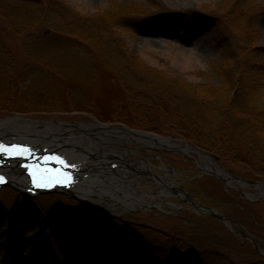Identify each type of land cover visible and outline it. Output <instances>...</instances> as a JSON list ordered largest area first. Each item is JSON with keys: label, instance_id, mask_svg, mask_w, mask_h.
Listing matches in <instances>:
<instances>
[{"label": "rangeland", "instance_id": "rangeland-1", "mask_svg": "<svg viewBox=\"0 0 264 264\" xmlns=\"http://www.w3.org/2000/svg\"><path fill=\"white\" fill-rule=\"evenodd\" d=\"M1 9L13 24L5 26L6 22L0 19V56L7 62L13 80L7 81L6 77L4 84L9 88L0 83V123L16 119L15 125L21 127L30 122H36L39 128L60 126L72 133L84 134L95 143L105 134L104 130L98 133L97 126L107 127L112 136L128 128L156 135L169 143L135 137L109 144L110 148L126 153L121 154L122 161L126 159L137 165L135 193L154 195L148 204L140 196L136 206L114 202L112 207L116 209L113 210L83 203L79 199L85 200L84 197L77 199L75 193L76 199L54 194L51 196L61 202L58 209L52 206L42 212L22 205L0 212V264H165V259L159 256L147 260L140 256L137 246L121 239L109 242L108 232L88 227L81 219L70 228L58 225L55 220L62 210H76L73 208L77 205L75 200L94 211L120 216L135 228L143 227L146 231L157 228L161 233L158 237L164 243L168 241L165 235H173L175 239L180 238L183 247L216 252L233 264H264V256L254 253L250 243H244L240 235L241 229L250 233L264 250V178L252 169L264 174V154H251L247 145L228 148L230 146L221 145L220 139L215 137L200 144L209 156L212 154L204 150L230 157L233 162L221 163L229 173L235 171L244 178H255L250 181H260L259 190L237 181H230L229 187L197 167L208 163L198 150L200 145L191 146L193 149L185 154L172 146L194 144L177 133L172 134L177 128L162 117L155 94L145 90L140 97L136 93L140 101L144 97V104H152L150 112L143 113L142 117L139 112L146 106L130 100L122 74L108 71L102 63L109 47L114 49V45L120 43L129 55L156 69L187 82L217 85L221 81L220 70L235 64L236 59L246 53L248 69L258 85L251 107L255 104L256 110H263L264 114V0H15L5 3ZM183 13L190 15V21L179 22L172 16ZM169 19L179 23L175 25ZM33 22L38 23L30 26ZM55 28L61 32L53 31ZM111 38L109 46L107 40ZM51 82L69 103L60 108L62 104L52 99L48 109H25L37 100L48 101L47 92L35 93L29 87L48 86ZM52 94L56 96L55 92ZM245 97L241 94L238 99L246 104ZM171 109L174 108L171 106ZM252 115L244 121L252 119ZM140 117L157 130L145 127ZM245 124L239 128L243 138L255 135L256 131L264 136L263 121L258 129L249 122L248 132ZM67 143L75 145V142ZM261 144L264 146V140ZM190 158L195 159L194 163ZM159 178L185 187L196 200L219 209L228 219L213 218L205 229H197L191 227L190 221L203 217L197 209L181 206L172 209L174 213L186 210L181 216L166 215L171 209L170 203L179 205L184 199L175 189L157 182ZM163 188L171 190L170 195L159 196ZM12 190L36 198L13 183L3 187L1 192L15 194ZM182 196L186 199L184 193ZM121 198L124 200L123 196ZM254 221L257 227L250 225Z\"/></svg>", "mask_w": 264, "mask_h": 264}, {"label": "trees", "instance_id": "trees-1", "mask_svg": "<svg viewBox=\"0 0 264 264\" xmlns=\"http://www.w3.org/2000/svg\"><path fill=\"white\" fill-rule=\"evenodd\" d=\"M13 1L15 0H0V19L3 22H6L5 26L13 24L9 22V18L1 8L4 7L5 3H13ZM172 16L179 22H186L191 19L190 15L187 13ZM178 21L170 20V22L175 25L179 23ZM37 23L38 22L30 23V26ZM51 28L52 27H50V29ZM53 31L61 32L58 28H55ZM78 33L79 32L76 34L80 36ZM87 39L89 40L88 42L91 43L90 38ZM112 39L113 38L109 41L107 40V45H109L108 43H110ZM109 48L107 56H103L102 58L103 66L108 71H115L118 72V74H122L127 81L126 94L131 97L130 100L140 103L141 106L145 103L144 97L140 101L137 99L139 97L136 96V93H138L140 97L143 96L145 90H149L151 93L155 94L156 104L160 105L162 110V117H164L167 124H173L177 128L174 133L171 132L172 134L175 135V133H177L178 135L187 138L189 142L198 146L204 144L203 142H206L208 138L215 137L220 139L219 142L221 145L230 146L228 148H234L236 145L239 149V147L247 145V150L252 152L251 154H253V152L256 156L264 154V146L261 144L262 140H264V136L262 137L261 134L258 135V131H256L255 135H250L249 133L250 136L245 139L242 137V133H239V128L243 127V124L245 123L246 128L250 126V122L253 127L255 126L256 129H258L260 128L262 121L264 122V119L262 118L264 117V114H262L263 110H256L257 107L255 104H252L251 107L250 102L252 101V95L257 93L258 85L256 81H253L251 71L248 69L250 64L247 61L248 57L246 53L245 56H242L241 58L238 57L235 64H230V66L225 67L224 70L221 69L219 72L221 74V81L219 84L213 85L209 82H187L179 76L170 75L162 70L156 69L143 62L140 58L129 55V52H127L128 50H126L125 46L120 43L114 45V49L111 46ZM0 55H2V52ZM2 59L3 56H0V83L4 84V82L6 83L7 78V81H12L13 79L10 77V72L7 70V62ZM54 70L57 71V69ZM46 85L42 87H33V85H31L29 90L32 89L35 93L47 92L49 94L46 97L48 101L37 100L34 103H30V107L25 109L31 111L36 110L39 107L41 109H48L52 99L56 100L59 105L62 104V106H58L60 108L69 103L56 91L58 89L52 82L48 83V86ZM3 86L9 88L8 84H4ZM53 92L56 93V96L52 94ZM146 94L149 95L148 92ZM241 94L247 96L245 97L246 104L239 101L238 97L241 96ZM144 106H146L145 110L142 109L139 112L142 117L144 115L143 113L150 112L152 104H144ZM171 106L174 108L173 110L171 109ZM253 111H255L254 115H252ZM250 115H252L253 118H250V120L248 119L249 122L248 120L244 121V119ZM142 117H140V119H142L141 122L145 127H148L149 130H157L155 127H149V124L146 123L148 121ZM180 123L186 124L181 125ZM246 130V132L249 131L248 128ZM199 147L202 148L201 145ZM204 151L212 154V156L225 165L233 162L231 158L226 155L227 158L224 155L220 156V153L216 154L212 151ZM231 154L235 156L232 151ZM252 169L259 175L261 174L260 177L264 178V174L258 172L255 168ZM246 178L255 179L253 177ZM50 196L51 195H40L36 198H28L19 192H16L15 194L1 192L0 212L5 210H15L22 205H28L39 209L42 212H47L50 207L54 206L57 208L58 205L61 204V202H58V200L54 198L55 195ZM75 203L77 205L73 207L76 209L74 212H66L62 210L59 213V216H57L55 220L58 225L70 228L71 225L81 219L88 225V227L104 229L108 232L110 234L108 236L109 242L114 240L119 241L118 239H121L122 241L128 242L130 245L137 246L136 250L138 249L140 256L146 257L147 260H152L154 257L159 256L165 259V264H233L225 261V259L227 260V257H223L216 252L213 253V251L211 252L207 249L198 250L193 246L183 247L181 246L182 242L180 238L176 237L175 239L173 235H171L172 238L170 235H165V237H168L166 239L168 241L167 243H164V241L160 240L158 237V233L160 232L157 228H151L150 231H146L143 227L135 228L133 225L126 224V220L94 211L82 206L76 201ZM209 221L212 220L194 219L192 220L191 227L205 229ZM250 225L257 227L255 221L250 222Z\"/></svg>", "mask_w": 264, "mask_h": 264}, {"label": "bare ground", "instance_id": "bare-ground-1", "mask_svg": "<svg viewBox=\"0 0 264 264\" xmlns=\"http://www.w3.org/2000/svg\"><path fill=\"white\" fill-rule=\"evenodd\" d=\"M5 123L8 124L4 125ZM15 123L16 119L2 121L0 123V136H2L3 138H10V136L23 138L33 144L34 147L48 146L51 148L60 149L62 152L69 154L73 162L81 161V168L85 169L83 171H86V169L87 171H90L91 168H94L97 171L96 174H98L99 176L97 179H86L84 177L81 180L82 184L75 187V193L80 197H84L87 202L103 206L104 201L100 199H105L107 197L109 198L111 203L117 202L124 204L125 202H127L126 205L128 206H136L140 199V196L143 198V202L147 204L149 203L150 199L153 198L154 195L149 192H143L139 196L135 193L134 188L136 184L134 183V181L137 177V174L139 173L136 164L131 163L129 160H127V168H125L124 170L122 169L123 171L121 173H116L115 175H113L110 170H107L104 159L95 160L94 158V155L96 154V151L94 152V150H99L100 148L102 150H105V153L103 152L104 156L109 154L111 155V157L117 156L122 158L121 154L122 156L124 154L126 155V153L124 152L122 153L117 151L116 149L110 148L109 144H118L117 141L120 142L123 138H127L129 136V132L127 130L120 129L119 131H116L115 135H113L115 137H113L112 134H109L108 132L110 131V129H107V127L104 128L103 126H97L98 133H103L105 131V134L103 135V137L98 139L99 141L97 140V143H95L94 139L87 138L84 134H78L75 132L72 133L67 128H63L60 126L39 128L36 122H30L29 124L21 127L16 126ZM68 127L71 128L70 126ZM89 129L92 130L93 128L90 127ZM64 134L67 135L65 136ZM137 136L140 137L139 135ZM149 140L153 141V138H146V141ZM159 140L169 143L168 140H164L161 138ZM69 141L71 143L75 142V145L69 146L67 143ZM183 148L187 150L190 149L188 146H185ZM87 158L88 161L86 162L85 160ZM207 166L212 169L213 165L210 166V164L208 163ZM1 169L8 174L13 184H16L18 187H23V183L21 180V169L18 167V163L16 161H10V163L6 164ZM216 170L218 172L221 171L218 167H216ZM257 188L259 190V187ZM164 192H166V190H164ZM121 196L124 197V200H122Z\"/></svg>", "mask_w": 264, "mask_h": 264}, {"label": "snow or ice", "instance_id": "snow-or-ice-1", "mask_svg": "<svg viewBox=\"0 0 264 264\" xmlns=\"http://www.w3.org/2000/svg\"><path fill=\"white\" fill-rule=\"evenodd\" d=\"M33 149L24 144H5L0 142V153H6L9 157L16 156H29L32 153ZM44 164H26L28 171L32 177L33 184H39L41 187L51 186V183L55 181L56 183H69L71 179L70 173L61 168H53L48 164V161L55 160L58 161L61 165H64L66 161L63 157L57 155H48L44 156ZM75 167V165H72ZM6 177L3 174H0V183L5 182Z\"/></svg>", "mask_w": 264, "mask_h": 264}, {"label": "water", "instance_id": "water-1", "mask_svg": "<svg viewBox=\"0 0 264 264\" xmlns=\"http://www.w3.org/2000/svg\"><path fill=\"white\" fill-rule=\"evenodd\" d=\"M43 192H44V193H50L51 191H43ZM55 192L60 193V194H63V195H71V196L74 195V193H73V191H72L71 189H66V188H64V187H60V188L56 189ZM76 198L79 199L78 197H76ZM79 200H80V199H79ZM80 201L84 203L83 200H80ZM95 209H96V208H95ZM218 216H219V215H218ZM219 217H221V216H219ZM255 245H256V243H255ZM256 248H257V250H258L257 245H256Z\"/></svg>", "mask_w": 264, "mask_h": 264}]
</instances>
